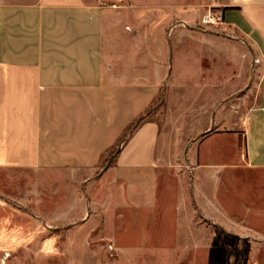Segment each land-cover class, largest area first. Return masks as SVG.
Wrapping results in <instances>:
<instances>
[{
	"label": "crops",
	"instance_id": "obj_1",
	"mask_svg": "<svg viewBox=\"0 0 264 264\" xmlns=\"http://www.w3.org/2000/svg\"><path fill=\"white\" fill-rule=\"evenodd\" d=\"M205 1L0 0V197L28 210L31 236L106 240V264L230 262L167 188L165 127L201 119L195 212L264 243V0L216 2L214 29L248 46L198 28ZM253 68L260 97L245 114L234 97ZM162 95L166 124L147 116Z\"/></svg>",
	"mask_w": 264,
	"mask_h": 264
},
{
	"label": "rangeland",
	"instance_id": "obj_2",
	"mask_svg": "<svg viewBox=\"0 0 264 264\" xmlns=\"http://www.w3.org/2000/svg\"><path fill=\"white\" fill-rule=\"evenodd\" d=\"M101 1L102 4L112 5L113 0ZM205 2L207 7V1ZM198 28L207 31L201 25ZM214 28L212 30L215 33L231 37V40L248 46L244 37ZM251 73L249 83L234 97L235 101L239 100L240 110L245 114L251 111L260 97V72L253 68ZM167 115V103L162 95L147 116L166 124ZM199 120L198 124L192 127L180 125L165 127L170 138H174L166 150L175 152L173 158L166 155L163 159L167 166L174 170L166 176L167 188L172 196L170 201L178 207L181 206L182 213L195 214L197 221L201 219L200 226L207 235L208 245L231 248L228 255L230 262L227 264H264L263 242L252 239L246 232L241 237L228 234L225 228L206 220L200 212H195L193 173L188 164V153L190 150H196L203 138L200 133L204 127ZM239 152L241 155L244 153L243 141L240 143ZM29 215L24 207L0 197V264H106L104 251L108 244L106 240L86 239L77 230H63L58 233L48 231L45 237H35V234H39L37 232L31 236L28 230Z\"/></svg>",
	"mask_w": 264,
	"mask_h": 264
},
{
	"label": "built area",
	"instance_id": "obj_3",
	"mask_svg": "<svg viewBox=\"0 0 264 264\" xmlns=\"http://www.w3.org/2000/svg\"><path fill=\"white\" fill-rule=\"evenodd\" d=\"M207 1V8H208V13L203 16L200 25L204 29H211L214 27L221 26L223 24V16L221 13L215 11L214 9H217L216 2L217 0H206ZM256 63H260L259 60H256ZM109 251H113L114 248L112 245L108 246Z\"/></svg>",
	"mask_w": 264,
	"mask_h": 264
},
{
	"label": "trees",
	"instance_id": "obj_4",
	"mask_svg": "<svg viewBox=\"0 0 264 264\" xmlns=\"http://www.w3.org/2000/svg\"><path fill=\"white\" fill-rule=\"evenodd\" d=\"M145 120L144 116H141L140 118H138L137 120H135L124 132V134L122 135L120 141L118 142V144L112 148L109 157L105 160L103 168L107 169L108 167H110L112 165V163L116 160L121 146L122 144L126 143L130 137L135 133V131L140 127V125L143 123V121Z\"/></svg>",
	"mask_w": 264,
	"mask_h": 264
}]
</instances>
